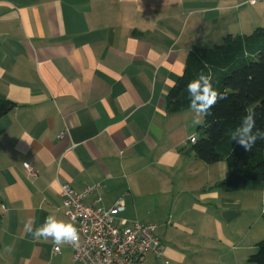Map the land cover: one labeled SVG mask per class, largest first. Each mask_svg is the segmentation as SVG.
Here are the masks:
<instances>
[{
	"label": "crops",
	"instance_id": "crops-1",
	"mask_svg": "<svg viewBox=\"0 0 264 264\" xmlns=\"http://www.w3.org/2000/svg\"><path fill=\"white\" fill-rule=\"evenodd\" d=\"M175 1L0 0V100L15 105L0 118V264H83L24 230L69 222L60 185L97 186L82 201L104 209L122 199L118 224H154L163 255L143 264H227L244 190L196 157L190 108L167 110L191 51Z\"/></svg>",
	"mask_w": 264,
	"mask_h": 264
},
{
	"label": "trees",
	"instance_id": "trees-1",
	"mask_svg": "<svg viewBox=\"0 0 264 264\" xmlns=\"http://www.w3.org/2000/svg\"><path fill=\"white\" fill-rule=\"evenodd\" d=\"M201 72L212 75L215 89L226 99L214 106L211 115L202 116L197 141L192 143L196 157L207 164H226L228 177L220 183L224 190L243 189L249 181L264 182V141L246 152L231 140L241 116L248 111L256 113L257 128L264 129V28L258 27L249 35L228 34L213 48L192 49L182 74L166 95L169 112L190 108L186 85ZM14 106L0 100V118ZM248 262L264 264V240L256 245Z\"/></svg>",
	"mask_w": 264,
	"mask_h": 264
},
{
	"label": "rangeland",
	"instance_id": "rangeland-1",
	"mask_svg": "<svg viewBox=\"0 0 264 264\" xmlns=\"http://www.w3.org/2000/svg\"><path fill=\"white\" fill-rule=\"evenodd\" d=\"M175 2H178L179 14L175 22L180 24L179 38L184 48L209 49L219 45L228 34L249 35L258 27L264 28V1L253 6L245 5L241 9L235 7L241 0ZM190 112L194 118L191 109ZM198 126L195 128L196 136ZM240 191L243 197L240 216L230 226L227 224V228L231 227L234 231L233 239L229 237L233 248L227 249V264H250L249 256L256 252V245L264 240V182L249 181L247 187Z\"/></svg>",
	"mask_w": 264,
	"mask_h": 264
},
{
	"label": "built area",
	"instance_id": "built-area-1",
	"mask_svg": "<svg viewBox=\"0 0 264 264\" xmlns=\"http://www.w3.org/2000/svg\"><path fill=\"white\" fill-rule=\"evenodd\" d=\"M260 1L264 0H248L247 4L253 6ZM189 142L193 143L191 138ZM22 166L29 177L37 178L28 163ZM96 187L86 186L79 193L68 185H60L63 213L79 232L78 245L68 244L73 249V259L83 264H143L147 252L161 257L164 248L154 235V224L117 223L125 209L122 199L109 209L83 203L82 199ZM57 252L59 247L55 245L53 253Z\"/></svg>",
	"mask_w": 264,
	"mask_h": 264
},
{
	"label": "clouds",
	"instance_id": "clouds-1",
	"mask_svg": "<svg viewBox=\"0 0 264 264\" xmlns=\"http://www.w3.org/2000/svg\"><path fill=\"white\" fill-rule=\"evenodd\" d=\"M189 107L195 114L194 123L201 124L200 117H207L212 114L211 110L221 100L226 97L218 92L213 84L212 75L201 72L196 78L186 85ZM191 140L196 143V137L193 135ZM232 143L250 152L256 146L258 141H264V129L257 128L256 113L248 111L241 116L238 126L231 135ZM33 221L28 220L24 225L26 234H31L34 239L51 240L54 245L61 246L70 244L78 245L79 232L77 227L71 223L58 219L54 215L46 217L44 223L37 228H33ZM5 251L11 252V246H6Z\"/></svg>",
	"mask_w": 264,
	"mask_h": 264
}]
</instances>
